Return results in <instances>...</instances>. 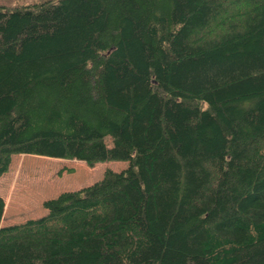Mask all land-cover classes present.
<instances>
[{
	"label": "trees",
	"instance_id": "trees-1",
	"mask_svg": "<svg viewBox=\"0 0 264 264\" xmlns=\"http://www.w3.org/2000/svg\"><path fill=\"white\" fill-rule=\"evenodd\" d=\"M17 154L128 165L18 224L0 195V264H264V0L0 6Z\"/></svg>",
	"mask_w": 264,
	"mask_h": 264
},
{
	"label": "rangeland",
	"instance_id": "rangeland-1",
	"mask_svg": "<svg viewBox=\"0 0 264 264\" xmlns=\"http://www.w3.org/2000/svg\"><path fill=\"white\" fill-rule=\"evenodd\" d=\"M41 1L0 0V6L17 8ZM127 165V161L119 160L99 161L90 166L75 158L14 155L10 169L0 176V195L5 200L1 226L43 216L48 212L43 206L45 200L92 185L102 179L107 169L120 171Z\"/></svg>",
	"mask_w": 264,
	"mask_h": 264
}]
</instances>
